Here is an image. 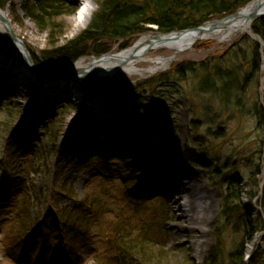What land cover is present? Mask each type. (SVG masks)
Segmentation results:
<instances>
[{
	"label": "rangeland",
	"instance_id": "374dc122",
	"mask_svg": "<svg viewBox=\"0 0 264 264\" xmlns=\"http://www.w3.org/2000/svg\"><path fill=\"white\" fill-rule=\"evenodd\" d=\"M99 1L100 0H91L95 8L93 9L87 23L80 27H75V21L73 20L74 12L79 7L80 0H64V14L53 20V23L56 25L55 31L57 33L59 32V34L61 33L59 36L56 35L54 37V40L56 39V47L65 44L68 40H72L88 27L93 14L97 10V3ZM20 4L21 0H9L8 4L1 10L7 12L12 29L18 34L17 38L18 40H21L20 42L28 55L31 58L34 57L36 60L38 59L44 70H54L56 67L48 65L45 62L42 63L38 57L41 55V52H39L40 50L45 51L52 48L48 46V29L46 28L45 30L40 31L34 23L24 18ZM245 6L246 5L243 7ZM148 28V31L131 38L127 42L111 41L97 43L101 44V48L108 52L95 55L90 52V49H85L84 53L86 54L79 57L74 63L78 60H83L84 63H87L88 59L91 57L117 54L122 50L133 46L142 35L156 30L153 29V27ZM245 36H247L248 41L245 39ZM256 37L253 41L248 35L243 34L230 42L224 43H217L215 41H197L189 49L179 52L173 62L164 69L148 73L147 71L150 64L141 63L138 66L143 70H146L141 75L135 74L129 76L126 74H120L115 78H107V80L121 82L123 85L127 86L138 83L144 84L162 73L169 72L174 64H181L182 62L187 61L194 63H200L202 61L208 63L209 61V63L219 71L225 70L229 72V77H226L225 82H223V89L217 86L220 88V91L211 90L214 87H210L208 83L215 81L209 80L210 78L206 74H202L201 76L200 72L194 73L196 74L195 76L188 74L185 78L183 77L185 80L183 82L180 81L178 76H173V88L170 90V93L180 91V96L172 95L174 100L169 98L170 93L166 92V88L162 86L157 88L158 91H163L162 94H165L168 99L164 100L167 102L166 107L169 108L170 106L171 110L172 108L173 110L175 108V111L177 112L173 113L171 124L165 125L162 134L159 135V148L157 149L158 157L155 160L159 163V167L164 168L167 171L170 170V165L174 163L177 166L179 173L187 172L188 175H186L185 178L191 174L197 176H194L195 179L208 190L209 198L213 202V207L204 220L199 219L197 224H189L182 218L179 207L182 203V188L180 190L176 189L177 193L173 192V189L171 192L153 190L154 183H157L158 177H154L156 174L154 172H149L146 176L145 173L148 172L147 170L149 167H146L144 171L142 169L143 165H139L141 162L138 158V153H144L145 150L142 146L140 147L138 145L139 151L137 152L136 150L138 146L135 144H133L135 149L134 156H131L129 152L126 151H119L114 146V155L116 158L119 156L120 160L114 162L113 158L109 159L108 163L115 164H113V166L108 165L107 168L110 172L108 177L104 178L97 173L104 165L102 161H96L91 157L87 158L85 161L86 157L84 158V156L88 151L87 149L89 148V145L87 143L88 139L84 137V140H87L83 141L79 148L75 147V152H72L74 154L73 157H71V159L68 157L61 164L62 170L59 174L58 180H56L58 188L62 190L61 192H66L68 195H75L78 199H82L88 196V190L95 189L100 184H105V182L113 175L119 177L123 184L127 185L130 189H133L143 198L146 197L151 200L157 197L162 198L167 202V217L169 221L168 244H166L164 248L170 250L172 255H178L181 257L184 255L183 257H187V255L190 254L197 264L201 263L215 244L214 228L217 225L225 224V219L220 215L219 208L221 206L220 193L222 191L225 192L227 186L226 179L235 176L242 180V182L244 181L245 183L243 182L239 185V189L243 190L242 193L240 192V201L243 205H247L251 202L254 209L256 208L255 211L260 213L259 203L264 195V132L262 133V131H260L261 128H258L256 116L252 113V105L253 102L258 99L260 104L264 107L263 57H261V64L258 71H254L253 78L248 81V85L243 89L241 88L244 78L250 71L245 65V60L250 58L251 49L249 47L252 42H257L255 41ZM143 55L148 58H155L157 56L167 58L171 57L173 52L163 48L155 51L143 52ZM198 68L196 67V70ZM76 70H83V68ZM36 81L37 80H33L32 83H36ZM203 88L208 89L202 91ZM16 90H20V88L18 87ZM1 91H4V94L0 93L3 94L0 96V103L1 99L3 101L9 99L12 100V97L9 96L15 95V93H12V95L8 93V87L3 88ZM22 93L23 91L19 92L18 97L13 98L12 101L14 102L9 106V110H2L4 106L0 107V156L6 155L5 158L7 159L6 162L10 164L9 167L21 164L26 159V156L21 159V155L18 152V150L24 146L23 143L26 144L24 134V140H22L23 136L20 140L21 144L12 147L10 143H7L9 141V133L16 128L21 121L28 118L32 112L35 111L38 115L41 114V112H38V109L33 106V101L29 100L27 97L23 98V96H21ZM37 94L39 97H44L42 92L38 93L37 91ZM128 97H131V95H127L126 99ZM133 98L134 97L132 96L131 103H127V109L125 110L127 117L126 120H123V112L118 111L117 116L116 113L113 115L115 121L121 123V120H123V125L120 124L122 125L121 128L123 127L124 132L130 138L134 137L130 131L135 134V130H131L133 124L136 126V129L141 131V134H145L143 122L152 117L153 111L152 107H150L151 97L148 94L143 97V101H138ZM69 100H71V107H67L64 111L59 112L57 118L52 116L54 122L51 121L48 123V125L53 123L52 131L56 133L55 137L58 136L57 140L55 137H51V145L57 141L59 143L63 137H67V132L70 126H72L74 119H76V122L81 129L85 128V125L81 124V122H84L85 119H94L91 118L88 113L90 109L84 108V105L80 100H75L72 96H68L67 101ZM40 101V105H46L44 102L46 99H41ZM54 101L55 99H50V101H48V103H52V111L47 112L53 113ZM187 103L189 110H187ZM72 104H75V106L72 107ZM111 111L115 112L114 110ZM90 113L93 114V111ZM43 118L46 119L47 117L41 115L40 119L44 121L45 119ZM97 121L99 123L104 121V119L102 118V121ZM193 122L194 125L192 129L190 124H193ZM101 125L106 126L104 123ZM262 126L264 127V125ZM116 127H118V125ZM109 128L112 129L113 125H109ZM105 132H107V129ZM144 139L150 140V143H152V139L148 134L144 135ZM104 140V138H100L99 142L102 143ZM91 141L92 140H90V143ZM116 141L118 142V140L115 139L114 143H116ZM191 142L205 146V148L208 149L206 153L208 158L206 157V154L196 150L194 145L191 146ZM45 143L46 140L43 144ZM66 155L69 156L70 154L68 153ZM214 155L216 156L214 157ZM51 158L52 157L49 155H45V158L36 164L35 170L31 171V175H21V182L16 181L20 195H23V190L26 188V185L31 183L30 188L27 191V193H29H26V196L31 199V201L27 203L29 207L28 220H33L39 216L45 206L44 196L48 195V192L51 191L53 175L50 172V169H48ZM2 165V162H0V169L2 168ZM258 165L260 166V169H256ZM137 167H139L138 171H136ZM133 171L134 174H132ZM253 172H259L254 176L255 178L252 177ZM14 176L16 177V173ZM177 178L179 179V187H184V183L188 179H183L182 177L179 178L178 176ZM107 187L109 188V193H115L114 188L110 186ZM12 194L13 193L10 195ZM38 200L40 202H38ZM71 200L72 199H68L65 201L71 203ZM14 213L15 210L10 207V204L1 205L0 264H14L13 256H9V254H14L15 256H21L22 254V248L16 247L11 237V233H17L16 229H18V227L15 228L11 225L15 219ZM235 218V215H233L232 219L234 220ZM255 218L256 216L254 215L251 217V220H254ZM102 221L103 219L99 220V222ZM227 224L223 231L225 236H223L224 243L221 244L222 253L223 250L226 252L230 248L233 249L238 247L242 242L245 251L244 261L248 263L249 257L256 248L259 247L263 250L264 243L261 241L260 237L264 233L258 234L253 241L248 243L245 239V235L241 231H231L233 225L230 221H228ZM96 225L97 223L93 222L90 224V228L94 229ZM96 233L95 230H92L91 236H89L88 240L79 244L74 252H65V246H63L64 248L58 251L60 254L62 252V256L58 257L59 260L64 263L68 261L69 264L76 263V260H74L76 256L81 257L79 264L86 260L87 257H89L86 252H88L89 249L95 250L102 244V240L92 239V236ZM48 240L49 241H46L44 245L41 243L42 248L47 246L45 248L47 250L46 255L41 254L43 249L40 247L25 251L27 255H32L31 258H29V263L39 262L40 258L43 259V257L47 260L51 259L50 250L54 249V244H51V239L48 238ZM87 264H93L92 260H89Z\"/></svg>",
	"mask_w": 264,
	"mask_h": 264
},
{
	"label": "trees",
	"instance_id": "16d2710c",
	"mask_svg": "<svg viewBox=\"0 0 264 264\" xmlns=\"http://www.w3.org/2000/svg\"><path fill=\"white\" fill-rule=\"evenodd\" d=\"M9 0H0V8L8 4ZM251 0H100L97 3V10L93 14L88 27L78 34L72 40H68L65 44L56 47V35H60L55 31L54 19L64 14V0H21L20 8L23 11L24 18L28 19L40 31L48 29V46L52 47L41 53L39 59L42 63L52 65L56 68H65L71 65L79 57L83 56L85 49H90V52L95 55L105 54L108 51L102 49V42H127L131 38L143 34L153 26L160 33H170L186 29H192L199 25L214 20L224 18L238 11L241 7L249 3ZM251 32L258 36L263 42V47H259L257 43H251L250 58L245 60V65L249 68V73L244 78L241 88L248 85V81L253 78L254 71H258L261 64V57L264 59V17L257 19L250 26ZM57 36V37H58ZM245 39L248 41L247 36ZM204 45V44H203ZM199 46V45H198ZM0 49L7 51L6 42L0 36ZM260 50L262 54L260 53ZM42 57V60H41ZM33 60L38 66V59L33 57ZM196 65V66H195ZM211 64L205 61L194 63L191 61L174 64L169 72L162 73L148 82L135 85H123L121 82L111 80H93L84 82L87 90L91 94L97 91H103L109 94L119 105L121 109H127V103H131L133 99L143 101L145 95L151 97L152 117L143 122L146 125L148 132L153 137H158L159 133L165 127L164 120L175 112V108L166 107L167 99L163 91H158V87L166 88V92L170 93L173 88V76H178L180 81H185L184 78L188 74L200 72L209 76V80L215 82L208 83L211 90L223 89L225 78L229 77V72L218 70ZM196 67L198 68L196 70ZM212 67V68H211ZM213 72V73H212ZM212 73V74H209ZM171 76V77H170ZM206 76V77H207ZM184 77V78H183ZM171 78V79H170ZM207 80V79H206ZM181 83V82H180ZM162 84V85H161ZM207 86V85H206ZM205 86V87H206ZM219 86L220 88H218ZM209 88V87H208ZM203 88V90L208 89ZM240 88V89H241ZM158 91V92H157ZM119 93V94H116ZM133 94V95H132ZM179 95L180 91L171 92L169 98L173 99L172 95ZM127 95H131L126 99ZM11 103H5L2 110H9ZM71 107V106H70ZM252 113L256 116L258 128L264 132V107L260 101L255 100L252 105ZM169 109V110H168ZM59 116V115H58ZM126 116V112H125ZM54 122V120H52ZM40 123L37 128H43L42 135L46 139V144L40 146L35 143V146H30L27 150L28 156L23 164L17 167V172L25 175L31 174L35 170L36 164L41 162L45 155L63 156L71 153L72 147H75L79 141H82L84 136H88L87 143L90 146L103 148L99 141H92V134L97 133L95 128L85 127L81 129L77 126H70L67 141H63L58 146V141L51 145V137H55L56 133L52 131V124ZM193 124L190 126L193 129ZM41 130V129H40ZM52 132V133H51ZM97 136V135H95ZM103 136L102 134L98 137ZM13 137V136H12ZM56 140L58 136L55 137ZM60 138V137H59ZM65 139V140H66ZM194 143V144H193ZM264 143V142H263ZM196 150L206 154L207 148L203 145H197L191 142ZM106 147L105 149H108ZM111 148V146H110ZM89 150V148L87 149ZM261 152V151H260ZM99 153H96L94 156ZM216 155H214L215 157ZM206 157L208 158L207 154ZM260 168L258 165L256 167ZM257 173L253 172L252 177ZM227 180L225 192L222 194L220 215L224 217L225 224L217 225L214 228L215 244L209 250L205 258L199 264H264V250L259 247L255 249L248 263L244 262V247L242 242L238 247L229 249L222 253V243H224V229L228 225V221L233 225L231 231H241L245 235L247 242L253 241V238L258 233L264 231V222L260 217L253 222L250 220L251 205H243L240 201L239 189L240 183H243L237 177H230ZM245 183V182H244ZM110 186L115 189V193H109ZM58 190V188H57ZM106 191V193H105ZM122 188L114 179H109L105 184H100L97 188L91 189L86 196L85 204L88 206L87 212L80 215L79 210H68L65 208L57 210L59 224L53 225L57 230H62L63 235L67 238L70 236L77 240L80 236L86 235L88 229V221L92 216L100 217L102 212L108 210L109 202L112 199L117 200L116 207H127V216L122 213L121 217H117L114 224H110V235L103 254L95 255L94 260L97 264H197L190 254L187 257L172 255L170 250L164 247L168 240V212L166 204L163 200L147 201L133 196L131 193L119 194ZM0 197H2L0 195ZM45 204H50L51 200L56 201L61 197L60 193H54L44 196ZM253 198V195H252ZM23 203L19 212L16 215L17 225L19 229L26 230L28 227L39 226V221L28 220L29 207L27 203L29 199L23 198ZM263 199V201H262ZM260 201V206L264 215V195ZM38 202H40L38 200ZM57 207V206H56ZM235 215V219L232 216ZM233 220V221H232ZM227 224V225H226ZM23 226H27L23 229ZM63 228V229H62ZM25 232V231H23ZM83 238V237H81ZM80 238V239H81ZM79 239V240H80ZM68 240V239H67ZM264 242V236H262ZM67 242V241H66Z\"/></svg>",
	"mask_w": 264,
	"mask_h": 264
},
{
	"label": "bare ground",
	"instance_id": "6f19581e",
	"mask_svg": "<svg viewBox=\"0 0 264 264\" xmlns=\"http://www.w3.org/2000/svg\"><path fill=\"white\" fill-rule=\"evenodd\" d=\"M80 5L77 8V10L74 12V18L75 21L74 26L80 27L82 25H85L93 11L94 4L91 2V0H80ZM255 6H258V9L263 13L264 12V0H255L253 3H251L249 6L243 8L240 10L239 14L234 18H228L225 20L222 24H220L216 29L210 30L208 26L205 28L207 30L202 31H185V33H182L181 31H175L170 33H160L157 30L150 31L149 33L142 35L133 46L126 48L122 50L121 52L117 54H110V55H104V56H98V57H91L88 59L87 63H84L83 60H78L73 65H69L65 68H54V70H50L51 72H55L57 74H64L66 75L64 78L58 79V80H51L47 79L49 75H52V73L44 74V76L38 74L35 75V72H33L30 69H27L23 67V65L17 60L20 59L21 61H26L27 59L31 61L30 56L26 52V50L23 48V45L18 41V34H16L12 26L10 24V19L8 17V14L6 11L0 10L1 18L3 22L0 20V33L1 35L9 42L10 50L12 52L11 55H6L5 53L0 52V87L10 86V87H24L23 93L21 96L23 98H28L29 100H33V103H37L39 96L37 94L38 92H42L44 94V97L42 98L40 96V99H46L50 97L49 94H53L55 96H59V94L66 98L68 96H72V98H75V100L79 99V96H81L83 99H85V102L92 101L93 104L91 105L94 107V112L96 116L98 117H106V123L111 125H114V128L112 132L107 133L106 135L111 140L113 136L116 134L115 131V120L112 112L107 108V104L102 103L104 98L106 97V94L101 90L97 91L95 94H91L87 90V86L82 81H78V77L75 73V71H72V69L76 70L79 68H83L86 72V77L91 76V81L93 80H107L110 78H115L117 75L120 74H126L129 76L135 75V74H143L146 70H143L138 65L141 63H148L150 64L148 73L151 71H156L159 69H164L170 65V63L174 60V54L176 52H182L186 49H189L191 46L194 45L197 41H215L217 43H224V42H230L237 37L248 34L250 32V25H251V19L248 18V15L251 13V11L254 9ZM204 24V23H203ZM202 25V24H201ZM200 26V25H199ZM153 27V26H149ZM153 29H156L153 27ZM191 30V29H186ZM148 31V30H147ZM256 37V36H255ZM254 37V38H255ZM20 40V39H19ZM21 41V40H20ZM255 43L259 45V47H263V42L256 37ZM25 43V42H24ZM168 49L169 51L173 52V55L171 57H162L157 56L155 58H148L143 55V52H150L155 51L159 49ZM39 52H43L40 50ZM260 53L261 50H260ZM40 57V55L38 56ZM33 61V60H32ZM34 62V61H33ZM41 72L43 71L41 68L39 69ZM48 71V70H46ZM98 74V75H97ZM71 77V78H70ZM33 80H37L36 83H32ZM10 91H14V89H9ZM84 90V91H83ZM83 91V92H80ZM81 93V94H80ZM119 94V93H116ZM19 94H15L11 97H16ZM94 99H97L94 101ZM111 102H116L111 97ZM81 103H83V100H81ZM75 104H72V107H74ZM187 110H189L188 103L186 104ZM84 108L90 109L89 106L84 105ZM41 110H49L51 109V104L46 103L45 106L40 107ZM117 111V110H116ZM175 111L174 113H176ZM173 114H171L168 117V120H164L163 123L165 125L171 124V119L173 120ZM172 117V118H171ZM108 118V119H107ZM81 121V120H80ZM95 119H85V122H81V124L85 125L86 127H93V128H100L101 126H98L95 124ZM72 125L75 127L77 126L76 119L72 122ZM102 128V127H101ZM100 128V129H101ZM134 129V139L137 140L133 142L136 146L138 145V141L142 139L141 131L136 129V126L134 124L131 127V130ZM120 134V132L118 133ZM124 135V133H122ZM127 137L122 138V148L123 149H129L133 150V144L132 141H129V145H127V141L125 140ZM152 141V140H151ZM144 145V153H138L140 158L141 164L143 165L142 169L145 171L146 167L149 165L150 169L147 170L148 172L145 173L146 176L151 171H158V181L156 185L153 187V190H166L167 189V183L166 179L170 176H167L168 174L177 175L179 178L188 179L184 183V187H176V185H173L171 189H173L175 193H177V190H183L182 192V203L180 204V215L183 219L186 220L189 224H197L198 220H204L208 213L212 209V200L209 198L208 190L205 189L201 183L198 182V180L195 179L194 174H191L185 178L187 174L178 171L177 166L173 163L170 165L169 169L165 173L162 171V168L159 167V163L155 160L158 157L157 149L159 148L158 143H150V140H145ZM132 145V146H131ZM135 150V149H134ZM139 150H137L138 152ZM133 153V151H129ZM156 166V167H155ZM157 168V169H156ZM138 171L139 167L136 168ZM260 169V168H259ZM259 173V172H255ZM134 174V171L132 172ZM197 177V176H196ZM177 189V190H176ZM224 191L220 193V201L222 199V194ZM222 202V201H221ZM248 204L251 205V214L249 215V218L251 220L252 216H256L254 220H251L255 222L258 217L263 216L262 208L259 205L260 213L255 211L254 207L252 206L251 202ZM251 256L249 257V259ZM245 259V255H244ZM245 262V261H244ZM246 263V262H245Z\"/></svg>",
	"mask_w": 264,
	"mask_h": 264
},
{
	"label": "water",
	"instance_id": "95a60500",
	"mask_svg": "<svg viewBox=\"0 0 264 264\" xmlns=\"http://www.w3.org/2000/svg\"><path fill=\"white\" fill-rule=\"evenodd\" d=\"M255 0H253L252 2H250L248 5H246L245 7L249 6L251 3H253ZM244 7V8H245ZM243 9V8H242ZM240 10L234 14H231L223 19H220V20H215V21H210V22H206L198 27H195L191 30H185V31H202V30H207L205 27L208 26L210 30H214L216 29L220 24H222L225 20H227L228 18H234L236 17L238 14H239ZM1 16V14H0ZM264 17V12L262 13L259 9H258V6H255L254 9L251 11V13L248 15V18L251 19V21H254L256 19H259V18H262ZM0 20L3 22L2 18L0 17ZM185 31H181L182 33H185ZM249 37L254 41V35L253 34H249ZM20 42V40H18ZM256 41V40H255ZM21 43V42H20ZM179 52H176L174 54V58L176 57V55L178 54ZM98 75V74H97Z\"/></svg>",
	"mask_w": 264,
	"mask_h": 264
}]
</instances>
